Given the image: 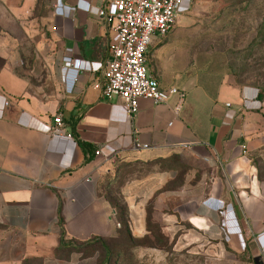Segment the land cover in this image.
<instances>
[{
  "label": "crops",
  "instance_id": "1",
  "mask_svg": "<svg viewBox=\"0 0 264 264\" xmlns=\"http://www.w3.org/2000/svg\"><path fill=\"white\" fill-rule=\"evenodd\" d=\"M106 1L51 0L37 18L38 1L25 0L20 71L14 37H0V264H98L90 247L116 239L122 222L135 240L158 231L175 250L264 264L263 96L226 75L168 78L172 35L153 40L147 62L183 93L180 111L178 97L140 99L129 119L120 98L94 89L110 37L97 16ZM28 39L40 78L23 64ZM74 59L79 71L65 66Z\"/></svg>",
  "mask_w": 264,
  "mask_h": 264
},
{
  "label": "rangeland",
  "instance_id": "2",
  "mask_svg": "<svg viewBox=\"0 0 264 264\" xmlns=\"http://www.w3.org/2000/svg\"><path fill=\"white\" fill-rule=\"evenodd\" d=\"M24 1L0 0V37L8 34L14 37L13 45L19 50V71L20 7ZM36 1L38 4L29 15L46 16L51 0ZM35 26V32L42 33L41 23ZM171 36L169 45L163 49L173 52L176 68L167 62L163 64L168 78L179 73L177 76L185 80L199 81L226 75L238 86L258 89L264 98V0H190L189 9L182 12ZM30 44L23 64L37 65L36 75L40 78L45 71ZM123 235L126 248L121 254L132 258L124 264H230L203 253L175 250L160 235L147 242H131Z\"/></svg>",
  "mask_w": 264,
  "mask_h": 264
},
{
  "label": "built area",
  "instance_id": "3",
  "mask_svg": "<svg viewBox=\"0 0 264 264\" xmlns=\"http://www.w3.org/2000/svg\"><path fill=\"white\" fill-rule=\"evenodd\" d=\"M190 0H107L98 11V18L107 27L110 37L107 58L94 89L104 99L120 98L129 119L138 113L140 99L155 105H167L178 97L177 114L184 95L174 86L163 87L148 70V53L155 38L165 39L175 29ZM79 71L81 60L66 63ZM51 134H64L62 116L53 120ZM136 148L146 145L136 142ZM99 150L95 155H99Z\"/></svg>",
  "mask_w": 264,
  "mask_h": 264
},
{
  "label": "trees",
  "instance_id": "4",
  "mask_svg": "<svg viewBox=\"0 0 264 264\" xmlns=\"http://www.w3.org/2000/svg\"><path fill=\"white\" fill-rule=\"evenodd\" d=\"M81 145L84 148H86V145L84 143H81ZM118 204H119V209H120L119 214L122 215L123 206L120 205L121 203H118ZM123 234H125V236H127L129 241L131 242H135V241L136 242H147L151 240V239H144V240L133 239L127 229V226L122 222V227L116 239L99 241L98 243H96V245L90 247L91 251L89 252V254H98V264H124L125 262L128 263L129 259H132V258L125 255L124 253L121 254V252L126 248L123 243V236H124ZM156 235H160L161 237H163L160 232L154 231L153 232L154 238ZM146 247L154 249L156 246L148 245ZM113 252H118L121 255H117L115 253L113 254Z\"/></svg>",
  "mask_w": 264,
  "mask_h": 264
}]
</instances>
